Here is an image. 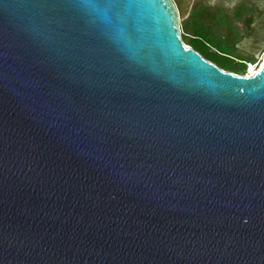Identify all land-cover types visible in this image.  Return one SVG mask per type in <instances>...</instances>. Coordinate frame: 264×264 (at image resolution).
<instances>
[{"label":"water","instance_id":"95a60500","mask_svg":"<svg viewBox=\"0 0 264 264\" xmlns=\"http://www.w3.org/2000/svg\"><path fill=\"white\" fill-rule=\"evenodd\" d=\"M189 5L0 0V264H264V61H204Z\"/></svg>","mask_w":264,"mask_h":264},{"label":"flooded vegetation","instance_id":"af4514ba","mask_svg":"<svg viewBox=\"0 0 264 264\" xmlns=\"http://www.w3.org/2000/svg\"><path fill=\"white\" fill-rule=\"evenodd\" d=\"M232 1L225 0V4H223L217 0H190L186 16L178 20L179 28L192 14L197 13L196 15L213 30L214 34L229 41L233 53L237 56L233 57L222 53L218 54L214 51L211 52L216 57L223 58L224 56L231 62L244 67V73L249 75L250 69L246 72V65L255 64L254 70H256L264 60V0L233 3ZM259 30H261L260 38L253 40L249 46L245 44L247 39ZM243 43L244 45H242ZM189 48L193 50V48ZM196 53L204 61L218 68L210 61H207L202 54Z\"/></svg>","mask_w":264,"mask_h":264},{"label":"rangeland","instance_id":"374dc122","mask_svg":"<svg viewBox=\"0 0 264 264\" xmlns=\"http://www.w3.org/2000/svg\"><path fill=\"white\" fill-rule=\"evenodd\" d=\"M195 13L191 21H189V24L187 27L192 32V35L196 36L195 41H193L194 45L196 47L200 48L209 58L213 59L215 63L223 68L228 69V67L233 71L237 72V69L242 68L241 66L231 62L229 59L225 58L223 56H215L212 52H216L218 54H226L229 56L236 57L237 55L233 53L232 48L229 45V41H227L225 38H222L221 36H218L217 34H214L213 30L206 26L203 21L196 15ZM196 16V21H195ZM180 30V37L183 35L182 43L186 44L187 40L189 39L186 34L183 33L182 28H179ZM187 46V45H185ZM212 51V52H211ZM227 57V56H226ZM215 64V65H216Z\"/></svg>","mask_w":264,"mask_h":264},{"label":"trees","instance_id":"16d2710c","mask_svg":"<svg viewBox=\"0 0 264 264\" xmlns=\"http://www.w3.org/2000/svg\"><path fill=\"white\" fill-rule=\"evenodd\" d=\"M194 14H192L190 17H189V19H187L182 25H181V27L180 28H182V30H183V33L184 34H186V36L189 38L186 42V44H184V45H187V46H189V47H191V48H193V50L194 51H196V52H198V53H200V54H202L206 59H207V61H210L211 63H213L214 65L216 64L215 63V61L213 60V59H211V58H209L200 48H198V47H196V45H194V43H193V41H195L196 39H195V37H192V36H194V35H192V32L189 30V28L187 27V25L189 24V21H191V18H192V16H193ZM201 19V18H200ZM195 21H196V16H195ZM201 21H202V19H201ZM203 23H205V22H203ZM207 26V25H206ZM192 35V36H191ZM183 37V35H181V40L183 39L182 38ZM216 66L220 69V70H222V71H224V72H228V73H231V74H233V75H237V76H243L244 75V72H245V68L244 67H242V68H239V69H237V72H233L229 67H228V69H226V68H223V67H220V66H218L217 64H216Z\"/></svg>","mask_w":264,"mask_h":264},{"label":"built area","instance_id":"2783aa9c","mask_svg":"<svg viewBox=\"0 0 264 264\" xmlns=\"http://www.w3.org/2000/svg\"><path fill=\"white\" fill-rule=\"evenodd\" d=\"M248 67H252V68L254 69V68H255V64H252V65H251V64H250V65L247 64V65H246V72H247V70H248ZM254 71H255V70H254ZM243 76H244V77H247V76H249V75H247V73H244Z\"/></svg>","mask_w":264,"mask_h":264},{"label":"bare ground","instance_id":"6f19581e","mask_svg":"<svg viewBox=\"0 0 264 264\" xmlns=\"http://www.w3.org/2000/svg\"><path fill=\"white\" fill-rule=\"evenodd\" d=\"M263 61H264V60H263ZM248 69H250L249 75H252L253 72H254V71H253L254 69H253L252 67H248ZM247 71H248V70H247ZM247 75H248V73H247Z\"/></svg>","mask_w":264,"mask_h":264}]
</instances>
